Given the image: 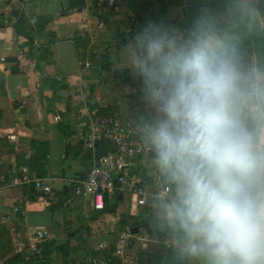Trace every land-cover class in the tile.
<instances>
[{
    "label": "crops",
    "instance_id": "1",
    "mask_svg": "<svg viewBox=\"0 0 264 264\" xmlns=\"http://www.w3.org/2000/svg\"><path fill=\"white\" fill-rule=\"evenodd\" d=\"M258 1L113 0L111 6L98 7L95 0H82L81 6L66 9V4L74 2L0 0V176L8 178L18 166L33 160L34 168L27 167L38 177L51 178L54 191L50 198L31 185L0 191V240L6 242L5 259L22 250L30 254L32 246L54 241L68 249H42L49 256V264H79L81 259L87 263L94 255L81 248L88 245L91 252L98 250L102 241L112 243L121 231L117 230L120 220L129 230L135 221L149 224L153 233L168 228L159 215L161 199L152 201L150 208H139L132 193L114 191L105 196L103 211H93L89 199L73 195V181L83 178L91 154L72 134L76 100L71 93L85 85L89 100L102 115L116 116L126 125L138 148L135 167L149 187L170 184L143 141L140 82L129 68L121 66V52L146 20H163L184 28L204 9L217 18L229 37L238 26L234 20L237 10L248 8L243 11L248 19H258L259 11L253 5ZM18 16L26 20L23 28L31 30V45L9 23ZM23 46L30 48L21 55ZM249 62L256 64L254 56ZM85 63L93 66L86 67ZM60 122L68 125V133L60 128ZM108 144L112 147L108 150L114 148L111 142L103 143L104 147ZM31 189L41 196L33 198ZM173 194L170 184V197ZM145 229L141 224L137 231L150 239L145 247H162L160 240ZM138 243H133L132 252ZM75 244L83 247L75 248ZM176 248L180 250V239ZM187 264L203 262L187 256Z\"/></svg>",
    "mask_w": 264,
    "mask_h": 264
},
{
    "label": "clouds",
    "instance_id": "2",
    "mask_svg": "<svg viewBox=\"0 0 264 264\" xmlns=\"http://www.w3.org/2000/svg\"><path fill=\"white\" fill-rule=\"evenodd\" d=\"M139 79L143 141L174 187L160 217L203 264H264V67L207 9L151 19L121 52Z\"/></svg>",
    "mask_w": 264,
    "mask_h": 264
},
{
    "label": "built area",
    "instance_id": "3",
    "mask_svg": "<svg viewBox=\"0 0 264 264\" xmlns=\"http://www.w3.org/2000/svg\"><path fill=\"white\" fill-rule=\"evenodd\" d=\"M103 2H107L108 6L113 4V0H97L98 5ZM33 22L34 19L31 18L30 23ZM28 52V46L20 48L21 55ZM84 65L93 66L91 63ZM89 94L88 87L83 84L77 91L71 93V97L76 100L72 134L91 154V163L85 175L73 181V195L89 199L93 211H103L105 196L114 191L132 193L139 208H150L151 202L161 197L170 199L169 183L149 187L136 169L134 158L138 148L134 146L126 125L116 116L102 115L89 100ZM103 141L111 142L114 148L98 154L99 143ZM52 181L48 177H38L27 166L20 165L10 177L0 176V191L15 186L31 185L35 191L50 198L54 195ZM38 240L43 241L42 234H39ZM135 241L141 243L140 247H145L150 239L146 234L132 233L129 228L122 230L116 234L112 243L100 242L97 246L100 253L89 257L87 264H127L134 258L131 248ZM160 242L164 249H174L179 244V239L165 237ZM34 251H39L35 245L32 246V252Z\"/></svg>",
    "mask_w": 264,
    "mask_h": 264
},
{
    "label": "trees",
    "instance_id": "4",
    "mask_svg": "<svg viewBox=\"0 0 264 264\" xmlns=\"http://www.w3.org/2000/svg\"><path fill=\"white\" fill-rule=\"evenodd\" d=\"M119 2V0H117ZM68 5L66 4V9H69L75 5L81 6L82 0H69ZM95 4L98 7H103L107 5V2H103L101 5H98L97 0H95ZM254 7L257 11L261 12L264 19V0H259L257 4ZM108 6V5H107ZM234 20L237 23V28L231 33L229 36L232 43H234L245 55V58L250 61V59L258 53L259 43L264 46V28H258L255 24H253L247 17V15L241 11L237 10L234 15ZM11 26L13 27L14 31L17 34L23 35L27 38V44L31 45L33 42V36L31 35V30H25L23 27L26 23V20L22 16H18L15 21H9ZM36 30V33L39 32ZM30 48V47H29ZM256 52V53H255ZM60 128L65 132L68 133V125L66 123H59ZM108 141H103L102 143H99L100 150L98 147V154L105 153L109 148H112L110 144H108L106 147H104L103 143L107 144ZM107 149V150H106ZM30 169L33 167V160L30 161L27 165ZM33 193V198H38L41 196L38 193H35L34 190H30ZM124 220H120L118 223L117 230H124L125 225H123ZM141 224L144 225L145 232H149L153 235V237L159 239L160 241L163 240L165 237H173L174 235L179 238V235L171 231L169 228H166L161 233H153L154 230L151 229L149 224L141 222H133L130 226L131 227H141ZM0 243L1 242L0 240ZM5 243V242H4ZM162 250L160 251V254H154V258L156 263L155 264H187V257L186 255L182 254L180 250L176 249H164L161 247ZM37 249L39 251L31 252L30 254H27L25 250L20 251L17 254H14L13 256H10L5 259V255L7 254V248L5 245L0 246V258L3 257L4 261L0 264H49V256L43 253L42 249H53V251H60V252H67V245L66 244H56V242L51 241L48 243H45L43 245H38ZM100 253L99 250L91 251L88 253L89 256L91 255H98ZM86 259V256L84 257ZM79 264H87L86 262H83V259H81V263Z\"/></svg>",
    "mask_w": 264,
    "mask_h": 264
},
{
    "label": "rangeland",
    "instance_id": "5",
    "mask_svg": "<svg viewBox=\"0 0 264 264\" xmlns=\"http://www.w3.org/2000/svg\"><path fill=\"white\" fill-rule=\"evenodd\" d=\"M241 11H248V8H243L241 9ZM263 14L261 12H258V19L253 21L252 23L255 24L256 26H258V28H264V19H263ZM258 53H256V55L254 56L255 60H256V65L264 67V46L261 45V43H259V48H258ZM80 218V216H79ZM84 219V216L81 217V220ZM105 222V221H104ZM6 242L4 243H0L1 245H5ZM152 247H143L141 248L139 243L136 244V246H134L133 248V260L130 261L127 264H155L156 261L154 258V254H160V251L162 250L161 246L159 244H151ZM75 248L77 247H83L80 244H75L74 245ZM83 252H90V249H88V245L86 249H83ZM187 257V255H186Z\"/></svg>",
    "mask_w": 264,
    "mask_h": 264
},
{
    "label": "water",
    "instance_id": "6",
    "mask_svg": "<svg viewBox=\"0 0 264 264\" xmlns=\"http://www.w3.org/2000/svg\"><path fill=\"white\" fill-rule=\"evenodd\" d=\"M130 231L132 233H136L137 231H139V227H132V228H130Z\"/></svg>",
    "mask_w": 264,
    "mask_h": 264
}]
</instances>
